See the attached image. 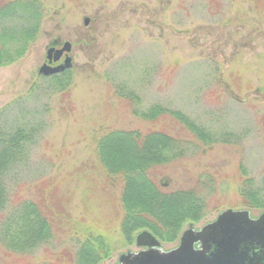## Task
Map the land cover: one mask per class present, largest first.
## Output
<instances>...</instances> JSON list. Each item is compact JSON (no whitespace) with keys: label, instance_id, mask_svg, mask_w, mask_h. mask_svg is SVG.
Segmentation results:
<instances>
[{"label":"rangeland","instance_id":"374dc122","mask_svg":"<svg viewBox=\"0 0 264 264\" xmlns=\"http://www.w3.org/2000/svg\"><path fill=\"white\" fill-rule=\"evenodd\" d=\"M42 1L47 12L38 39L22 59L0 66V111L7 109L0 123L25 119L42 126L17 171L12 199H40L50 190L56 199L65 196L72 220L101 230L118 246L100 264H119L123 254L146 249L137 244L142 230L134 242L123 241V180L106 174L98 144L112 131L187 138L190 132L170 115L142 116L160 104L221 139L151 170L150 177L170 190L211 183L205 194L210 213L186 224L175 240L160 239L162 249L176 248L191 224L201 229L229 208L260 215L240 204L238 191L242 165L264 181V0ZM67 41L73 80L62 91L41 70L49 50ZM76 245L57 241L52 251L18 257L0 242V264H71Z\"/></svg>","mask_w":264,"mask_h":264},{"label":"trees","instance_id":"16d2710c","mask_svg":"<svg viewBox=\"0 0 264 264\" xmlns=\"http://www.w3.org/2000/svg\"><path fill=\"white\" fill-rule=\"evenodd\" d=\"M46 12L42 0H0V66L18 61L27 54L41 33ZM69 73L70 70L44 78L56 80L54 87L67 91L73 80ZM34 90H30V100L35 96ZM5 111L7 109L0 111V118ZM22 113L24 116L27 112L23 110ZM165 114L185 126L190 132L187 138L163 132L146 136L139 131H112L99 140L98 156L106 174L123 180L125 213L119 230L128 244L144 229L151 230L163 241H173L181 235L186 224L202 220L211 210L205 195L211 192L208 180L170 190L150 177L154 167L181 160L190 148L221 140L181 110L156 104L143 111L142 116L155 119ZM10 122L7 119L0 123V215L5 210L4 213H8L0 222V242L7 254L35 257L41 248L45 251L55 249L57 241L74 240L77 245L69 252V263L100 264L110 258L118 246L101 230L72 220L73 215L65 207V196L56 199L57 195L50 190L40 199H12L19 168L28 160L42 126L39 121L25 119ZM241 172L245 178L238 191L240 204L263 211L264 181L257 182L250 177L243 165Z\"/></svg>","mask_w":264,"mask_h":264},{"label":"water","instance_id":"95a60500","mask_svg":"<svg viewBox=\"0 0 264 264\" xmlns=\"http://www.w3.org/2000/svg\"><path fill=\"white\" fill-rule=\"evenodd\" d=\"M89 19H86V23ZM72 42L51 48L56 61L67 52L64 64H44L41 73L50 76L72 67ZM138 246L147 247L120 257L119 264H264V212L252 217L248 209H227L201 229L193 224L183 233L180 245L163 250L162 242L150 230L137 235ZM198 244V246H196Z\"/></svg>","mask_w":264,"mask_h":264},{"label":"flooded vegetation","instance_id":"af4514ba","mask_svg":"<svg viewBox=\"0 0 264 264\" xmlns=\"http://www.w3.org/2000/svg\"><path fill=\"white\" fill-rule=\"evenodd\" d=\"M59 44V43H58ZM58 47H60V46H58ZM65 58H66V54H64L63 56H62V58H61V60L60 61H58V62H52V65H58V64H60V63H63L64 62V60H65Z\"/></svg>","mask_w":264,"mask_h":264}]
</instances>
